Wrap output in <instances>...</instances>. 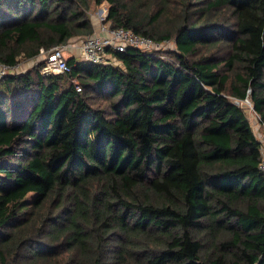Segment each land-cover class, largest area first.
I'll use <instances>...</instances> for the list:
<instances>
[{"label":"trees","instance_id":"1","mask_svg":"<svg viewBox=\"0 0 264 264\" xmlns=\"http://www.w3.org/2000/svg\"><path fill=\"white\" fill-rule=\"evenodd\" d=\"M91 2L175 50L0 79V264H264L262 144L235 102L264 126V0H0V63L91 36Z\"/></svg>","mask_w":264,"mask_h":264},{"label":"built area","instance_id":"2","mask_svg":"<svg viewBox=\"0 0 264 264\" xmlns=\"http://www.w3.org/2000/svg\"><path fill=\"white\" fill-rule=\"evenodd\" d=\"M104 20L105 14L101 17L97 31L94 27L93 34L89 37L54 46L47 51L40 50L38 55L40 61L37 64L42 63V65L39 68V73L43 76L66 74L70 71L67 64V60L70 58L97 65H116L118 62L113 58L114 51L125 52L129 48H133L151 53L160 52L163 47L165 41L157 42L126 28H110L109 24L102 23ZM18 69V64L8 66L0 63V79L7 74L23 73ZM72 82L75 89L80 92L82 88L77 78H74ZM261 144L259 169L264 173V143L261 142Z\"/></svg>","mask_w":264,"mask_h":264},{"label":"rangeland","instance_id":"3","mask_svg":"<svg viewBox=\"0 0 264 264\" xmlns=\"http://www.w3.org/2000/svg\"><path fill=\"white\" fill-rule=\"evenodd\" d=\"M108 6L109 5L107 2H103L100 5H94L93 2H91L88 16L93 25V28L95 27V31H97V28L99 24L101 23V17L104 16V14H105V19H106ZM171 6L172 8H174L176 6V2H172ZM102 23H106L105 20L102 21ZM159 26L167 27V25L163 21L159 23ZM83 38H86V37H80L79 39H83ZM172 50H175V44H174L173 39L165 41L163 43V47L160 50V52H168ZM39 59H40V56H36L35 59H30V60L19 59L18 71L27 72L28 70L36 67L37 62L40 61ZM235 102H237L236 104L238 106H241L243 111L245 112L246 118L256 138L264 143V126L260 123L259 116L253 110V107L250 101L244 100L240 102L239 101H235Z\"/></svg>","mask_w":264,"mask_h":264}]
</instances>
